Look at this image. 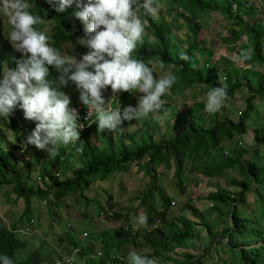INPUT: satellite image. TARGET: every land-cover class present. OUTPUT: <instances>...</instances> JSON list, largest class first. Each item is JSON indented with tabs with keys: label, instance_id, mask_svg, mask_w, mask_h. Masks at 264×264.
Wrapping results in <instances>:
<instances>
[{
	"label": "rangeland",
	"instance_id": "1",
	"mask_svg": "<svg viewBox=\"0 0 264 264\" xmlns=\"http://www.w3.org/2000/svg\"><path fill=\"white\" fill-rule=\"evenodd\" d=\"M215 1L217 2L218 0ZM220 1L223 4L225 2V0ZM246 1L248 8L252 6L253 14H247L245 12L240 13L239 16L244 18L243 22L245 24L261 23L264 26V0ZM28 2L31 3L32 8L36 5V0H28ZM70 7L78 11L75 4ZM166 7L168 8L165 3L161 4V11L157 18L158 22H164L167 19L165 16ZM236 12L237 11L233 9V13ZM71 18H73V15H71ZM2 19L4 24V36L7 39V32L9 29L6 18L2 17ZM180 22L184 25V28L181 31L179 29L178 31L181 33L175 35L179 43H177L178 49L174 51V54L175 52L180 53L186 50L193 40L192 33L187 24H185V21L180 19ZM43 23L44 25H42V27L37 26V28L49 34L51 32L52 23L46 21ZM200 24L202 30L199 31L198 40L204 41V44L209 41L212 48H214L213 50L216 53L214 54V59H219V62L216 63L219 65L217 66V71H220V77L212 78L208 76L206 65L210 66L214 64L212 62H205L204 59H201V49L197 48L194 51L196 59L195 70L204 75L201 84H196L178 97L166 92V97L170 101L167 112L164 113V115L152 113L146 118L137 120V124L133 128V131L137 133L130 136V138L135 141V144L141 142V139L137 136L140 131L144 130L145 126H148V131L154 134L152 138L159 141L163 139V137H169L177 130L182 129L187 120L200 121L202 115L206 116L205 124L207 125L216 119L224 120L229 118L233 122H237L239 113L246 110L247 100L251 96L247 88L244 87L240 89L234 98L227 100L225 106L215 113L205 111L207 92L215 86L219 87L226 85L228 88L239 79L243 80L244 83H250L251 86H255L256 83L261 81L264 82V66H260L252 60L240 62L237 59L241 49L251 48L250 42L247 41L246 36L240 37V39L233 44L224 43V39L229 38L232 29L235 31H242L244 27L234 26V20L225 21L223 15L219 12H211L200 21ZM71 33L74 34L75 38L78 36L75 31H71ZM145 33L148 37L152 38L148 31ZM229 40H231L230 42L232 43V39L229 38ZM70 44L69 42L62 46V55H71L69 52V50H71ZM79 47L83 52L85 47L81 45H79ZM159 65L158 63H152L150 65L154 73L158 76L175 74L173 67L161 69ZM6 69L7 67L4 68V70ZM105 91H107V89L104 90L103 93H105ZM63 92L70 97L71 105L82 103L79 100V90H77L75 85L71 82L63 88ZM121 101L128 103L130 97L121 96ZM254 105L256 106L255 111L247 121V134L240 135L236 137L234 141L225 143V152H227L228 157L231 154L230 150L233 149L236 144H239L240 147L248 151L250 150L244 157V160L249 163L258 158L264 160V149L260 150L259 155L254 153V132L257 127L264 124V93L258 97L256 96ZM6 122L10 123L6 120V117L0 116V128L4 129L6 132V135L3 134L1 136V147L3 149H18L20 144L24 141L23 139L27 132L21 127L17 130V133L15 129H18V126L16 125L6 128ZM18 123L21 125V122ZM152 124L156 125L158 132L152 127ZM107 134H102L101 139L103 142H106L105 147L109 148L110 141L107 138ZM110 134L112 135V133ZM85 139H89V134L84 135L81 141L84 142ZM92 141L95 142V140ZM127 141L128 140L125 139V142ZM81 146V142L78 141L75 150L70 149V144L69 149L64 148V150H66V156H64L63 159L69 157L68 168L77 169L81 167V150H78L81 149ZM117 147L118 144H114L113 149L116 151ZM133 147V143L131 142V148ZM27 158V161L24 159H15L17 167L22 172V184L27 190L29 188H34V190L38 192L46 190L50 185V180L48 178H42V169L48 171L51 168L53 157L48 156L46 151L45 153L41 151L39 162L35 161L33 152L27 154ZM63 159L61 160L60 158V161L63 162ZM64 168L66 167L60 166V170H56L58 179L63 178L61 172ZM67 176L74 178L71 171L67 172ZM184 178L185 194H183L182 189L178 185L175 169L167 171L161 169L157 170L156 173H149L145 169V163H142L139 167L136 164H132L131 172L120 174L113 173L108 175L105 179L96 176L92 179L93 183L89 189L83 192L77 191L66 198L43 200L38 196H32L30 199V211L28 212L29 216H27L25 211L26 203L24 198L17 197L13 185L5 186L0 190V229H16V238L25 243H32V249L37 247V245H47L48 248H51V251L49 249V253L45 258L53 263L59 258L58 252L55 250V245H59V241L61 240L63 242L67 240H71V243L76 242V237L84 232V234L88 235L84 251L87 255L103 254L104 257L101 258L102 260H105V258L109 259L114 255H119L124 257L125 263H127L130 252H136L138 254L149 252L142 256L154 258L157 264H178L181 258L180 256L184 258L186 254L201 257L205 264H233V252L225 247L226 241H223L219 234H221L222 229L226 228L227 224H231L229 215L234 203H231L227 207L221 206L220 209L224 215L220 216L218 212L213 210L212 203L205 200V198L211 192H215L218 186L232 192L239 191V189L235 186H228L225 179L218 180L209 178L191 165H187ZM158 186L165 189L167 188L168 195L172 200L171 208L167 214V221L179 224L178 218L186 216L196 224L194 229L195 238L193 241L186 243L184 247L177 246L173 251L168 252L161 258H156V256L151 253L152 248L145 242L146 235L148 234V222L146 225L137 223V217L139 215L145 214L148 216L146 211L147 206L156 211L161 209V199H159L157 193H155L154 199L149 198L147 200L148 203H143V201H145V195L157 192ZM258 186V183L254 184L253 189ZM262 194L264 196V190ZM185 204H191V206L197 208L201 212V215L194 217L190 211H185ZM109 205L116 206L120 210L119 217L107 221L100 220L98 218V212L103 207H109ZM259 206L258 196L252 191L247 194L246 205L239 207V212L245 214L244 216L246 217L253 218L260 213ZM156 207L157 209H155ZM30 218H35L38 221V224H36L38 232L35 235L25 234ZM157 222L158 220L156 223ZM162 224L163 222L159 225L162 226ZM207 224L212 226V235L208 232ZM69 225L71 227H69ZM125 229H127V231H125ZM124 239L126 242H124ZM108 242H110L109 245ZM260 245L261 244H258L256 246ZM30 254L24 250L18 252L16 258L18 261H22ZM83 260H85V256H83Z\"/></svg>",
	"mask_w": 264,
	"mask_h": 264
},
{
	"label": "trees",
	"instance_id": "2",
	"mask_svg": "<svg viewBox=\"0 0 264 264\" xmlns=\"http://www.w3.org/2000/svg\"><path fill=\"white\" fill-rule=\"evenodd\" d=\"M159 3H165L168 6L171 20L159 23L156 18L146 17L145 20L149 25L145 28V32L148 31L152 38L145 33L143 43L137 45L133 56L144 60L149 66L152 63L160 64L163 62L164 68L173 67L177 79L169 91L176 97L183 95L185 91L196 84H201L203 80L204 75L197 72L192 64H196L194 51L199 46L200 21L211 12H219L223 15L225 21L234 20V26L244 27L242 31L232 29L229 35L232 43L229 38L224 39V43L233 44L240 37L246 36L253 53L251 60L260 66H264V26L261 23L245 24L243 22L244 18L239 16L242 12L253 14L252 6L248 8L246 0H225L224 4L220 0L217 2L215 0H159ZM38 5L46 8L43 2L38 3ZM234 6L236 7V13H233ZM36 14L54 23L49 37L51 38L50 42H55L53 46L57 50L62 44H66L73 39L68 31L77 30L81 32L80 26L70 19L69 11L57 13L53 9L46 8ZM180 19L185 21L193 37L190 46L183 51L191 57L189 62L180 60L179 53L175 52L174 54L176 38L174 32L181 29V26H179ZM19 59L20 56L13 51L11 44L2 36V20L0 18V79H2L4 66L8 65L10 69H15ZM217 66H219L217 63L209 66L207 69L209 77H217ZM55 76V70L50 67V78H55ZM244 87L251 93V96L247 100L246 110L240 113L237 122L226 118L224 120L216 119L207 125L205 124L206 116L202 115L200 121L187 120L184 127L177 133L169 137H163L159 141L152 138L154 134L148 131V126H145L144 130L140 131L137 136L141 139L140 143L135 144V141H132L133 148L120 146L117 151L113 149L114 136L104 132L108 135L110 147L100 149L85 139L81 146V167L77 169L68 168L69 158L64 159V162L60 161V156L66 155V151L61 148L59 155L51 161V168L48 171L42 169V178H48L50 185L46 190L40 192L35 191L34 188L27 190L22 184V172L16 165L13 153H5L1 147V136L6 135V132L0 128V190L5 186L13 185L17 197L24 198L25 211L29 216L32 196H38L43 200L66 198L77 191L83 192L89 189L93 183L92 179L96 176L105 179L113 173L120 174L130 171L132 164L139 167L142 163H145V169L149 173H155L161 166L166 169H175L178 185L185 194L184 176L187 165H191L205 176L218 180L225 179L228 186H235L239 189V191L232 192L218 186L215 192H211L205 198V200L212 203L213 210L218 212L220 216L224 215L221 212V206L227 207L234 203L229 215L231 224H227L226 228L222 229L221 234H219L221 239L226 241L225 247L233 252V264H264V196L262 194L264 190V160L258 158L251 163L245 161L244 157L250 150L240 147L239 144H236L230 150L229 157L225 152L226 142H232L236 137L247 134V121L255 111L254 101L256 96L258 97L264 93V82L261 81L256 83L255 86H251L250 83H244L243 80L239 79L227 88L228 100L234 98L237 92ZM6 119L10 122L5 123L6 128L16 125L18 126V129H15L17 133L21 126H29L24 118L23 110L19 106ZM19 120L22 122L21 126L18 123ZM35 126L36 124L32 125L31 131ZM152 127L158 132L155 124H152ZM92 130H95L94 126ZM31 131L26 134L27 137ZM262 149H264V124L257 127L254 132V153L259 155ZM31 151L35 161L39 162L40 150L32 146ZM60 166L66 167L61 172L62 179H58L55 173L56 170L59 171ZM68 171L72 172L74 178L67 176ZM257 183L259 186L253 189V185ZM252 191L258 196L260 213L253 218H249L239 212V207L246 205L247 194ZM159 195L162 201L161 211H151L150 207L147 210L148 234L145 241L157 257L173 251L177 246L184 247L186 243L193 241L196 227L195 222L186 216L178 218L179 224L167 221V214L171 208L172 200L164 193H159ZM184 209L190 211L194 217L201 215V212L191 204H185ZM157 220L163 222L162 226L152 228ZM207 229L209 234L212 235L210 224H207ZM15 232L16 229H0V256L7 255L13 260V264H42L41 255L38 251L30 254L24 260L18 261L16 258L17 253L26 250L28 246L25 242L16 238ZM124 242H126L125 239ZM258 244L261 245L256 246ZM72 245L75 246L74 248L78 247L76 242H72ZM88 264L106 263L99 260L89 261ZM112 264L125 263L113 262ZM178 264L205 263L201 257L186 254Z\"/></svg>",
	"mask_w": 264,
	"mask_h": 264
},
{
	"label": "clouds",
	"instance_id": "3",
	"mask_svg": "<svg viewBox=\"0 0 264 264\" xmlns=\"http://www.w3.org/2000/svg\"><path fill=\"white\" fill-rule=\"evenodd\" d=\"M48 2L57 13L66 12L73 4L80 9L73 15L82 22L86 35L78 38L76 43L85 47L87 52L79 59L72 54L62 55L53 46L55 42H50L49 35L37 28L43 23V18L30 11L32 5L28 0H0V16L6 18L9 29L7 39L13 49L21 54L17 67L4 70L0 79V116L7 118L19 106L26 120L36 122L35 128L22 142V147L12 150L2 148L5 153L12 152L15 159L27 161V154L32 152L27 146L34 145L55 158L61 146H76L78 141L83 144L81 138L93 131V123L98 124V133L107 129L104 132L110 134L109 131H122L120 125L123 121L140 120L152 113L164 115L167 112L170 101L166 94H172L169 90L175 84L176 76H158L148 63L133 56L137 45L143 43L145 28L149 25L145 18H158L163 3H159V0ZM252 54L251 48L241 49L237 59L240 62L249 61ZM179 59L191 61L185 52L179 53ZM50 67L55 70V78H50ZM159 67L164 68L163 62ZM192 67H195L194 63ZM69 82L79 90V100L88 109L86 119L95 116V120L84 130H81L83 125L78 123L77 110L70 106V97L61 90ZM106 89L111 95L109 99L103 96ZM121 96L130 97V101H121ZM163 99H167L169 105L164 106ZM227 100L226 85L212 87L207 92L205 111L218 112ZM112 144L114 146V139ZM137 223L146 225L147 216L139 215ZM76 248H71L69 252ZM62 254L58 253V257ZM86 256L83 249L77 263L98 261ZM0 264H13V260L7 255L0 256ZM128 264L157 262L154 258L130 252Z\"/></svg>",
	"mask_w": 264,
	"mask_h": 264
},
{
	"label": "crops",
	"instance_id": "4",
	"mask_svg": "<svg viewBox=\"0 0 264 264\" xmlns=\"http://www.w3.org/2000/svg\"><path fill=\"white\" fill-rule=\"evenodd\" d=\"M168 8L166 7V10H165V16H166V20L167 21H169V20H171V18H170V15H169V13H168V10H167ZM157 19V18H156ZM228 22V21H227ZM186 24V23H185ZM179 26H181V29H180V31L181 30H183V28H184V25L181 23V22H179ZM202 30V29H201ZM180 31H178V32H174V36L178 33V34H180L181 32ZM247 41H248V39H247ZM198 42H199V46H198V48L199 49H201V52H200V58L201 59H204L205 60V62H212L213 64H215L216 62H219V59L218 60H215L214 59V54H216L215 52H214V48H212V46H211V44H210V42L208 41L207 43H205L204 44V41H199L198 40ZM177 43H179V41L177 40V37L175 38V42H174V44H175V50H176V48L178 49V44ZM206 50V51H205ZM211 60H213V61H211ZM208 65H206V67H207ZM220 71L218 70L217 71V77H220V73H219ZM224 77H226V76H224ZM137 122V120H132V121H123L122 122V124L120 125V127H122V131L120 130V129H118L117 131H115V132H111V131H109V133H112V135L114 136V144H118V146H126V147H131V142L133 141L131 138H130V136H133L134 134H136L137 132H135V131H133V128H134V126L137 124L136 123ZM97 129H98V127L95 129V130H93L91 133H89V140L91 141V143H94V141H92V140H95V144H97V146L100 148V149H103L104 147H105V143L106 142H103L102 141V133L104 132V131H107V129H105L102 133H98V131H97ZM107 133V132H106ZM105 139V138H104ZM125 139H127L128 141L127 142H125ZM132 168V167H131ZM161 169H164L165 171H167V170H172V169H166V168H164V166H161L160 168H158V170H161ZM127 172H131V169H130V171H126V172H123V173H127ZM157 172V171H156ZM155 172V173H156ZM157 189H159L157 192H154V193H151V194H147L146 196H145V201L144 202H146V203H148L147 202V200L149 199V198H152V199H154L155 198V193H157V195H158V197H159V199H160V195H159V193H164V194H166L169 198H171L169 195H168V191L165 189V188H163V187H161V186H158L157 187ZM160 191H163V192H160ZM149 205H150V203H149ZM161 206H162V201H161ZM148 209H150L149 208V206H147V208H146V211L148 210ZM155 209H157V207L155 208ZM151 211H154V212H159V211H161V209H159V210H154V209H150ZM118 216V215H117ZM116 216V217H117ZM161 222H160V220H158V222L154 225V227H152V228H157V227H159ZM125 231H127V229H125ZM79 236V235H78ZM78 236L76 237V239L78 238ZM58 240H60V239H58ZM77 241V240H76ZM109 243L110 242H108V245H109ZM27 244V246H28V248L26 249V251H27V253L28 254H30V253H32V252H36V251H38L40 254H41V260H42V264H54L53 262H50V261H48L45 257L48 255V253H49V249H50V251H51V248L49 247L48 248V246L47 245H44V244H42L41 246H39V245H37V247H35V248H33L32 249V246H33V244L32 243H29V242H27L26 243ZM38 244V243H37ZM47 244V243H46ZM73 247H75V246H73L72 245V243H71V240H67V241H59V245L58 244H56L55 245V250L58 252V253H66V252H69V250L71 249V248H73ZM62 250H63V252H62ZM149 252H144V253H139L140 255H144V254H148ZM152 253V252H151ZM152 254H154V253H152ZM99 254H97V255H87L86 257H88L89 259H92V257L91 256H93V258H97V260L99 261V260H102L101 258L102 257H104L103 256V254H101L102 256H98ZM165 255V254H164ZM29 256V255H28ZM27 256V257H28ZM156 256V255H155ZM26 257V258H27ZM161 257H163V256H161ZM161 257H159V258H161ZM174 257H175V255H174ZM177 257V256H176ZM181 258H180V260L178 261V263H180V261L181 260H183V257L182 256H180ZM118 258H122L123 259V261H121L120 259H118ZM156 258H157V256H156ZM158 258V259H159ZM45 259V260H44ZM83 259V258H82ZM106 264H112L113 262H119V263H125V258L124 257H122V256H119V255H114V256H111L109 259H107V258H105V260H103ZM126 264V263H125Z\"/></svg>",
	"mask_w": 264,
	"mask_h": 264
},
{
	"label": "water",
	"instance_id": "5",
	"mask_svg": "<svg viewBox=\"0 0 264 264\" xmlns=\"http://www.w3.org/2000/svg\"><path fill=\"white\" fill-rule=\"evenodd\" d=\"M40 2H43L44 3V5L46 6V8L47 9H53V10H55V8L51 5V4H49V2H48V0H36V5L30 10V11H32L33 12V14H36V13H39V12H41V11H43V9H46V8H43V7H41V6H39L38 5V3H40ZM80 9H78V11H79ZM67 11H69L70 12V14H69V17H70V19L72 20V21H75L79 26H80V29H81V32H78L77 30H70V31H68V33L69 34H71L72 36H73V39L71 40V41H69L71 44H70V46H71V50H69V52L72 54V55H75L76 57H77V59H79L81 56H82V54H84V53H86L87 52V49L86 48H84V50H83V52L80 50V47H79V44L78 43H76L77 42V40H78V38L79 37H84L85 36V32H84V30H83V28H84V26H83V24H82V22L80 21V20H78L77 18H75V16L73 15V13L75 12V10L72 8V7H69L68 9H67ZM66 11V12H67ZM37 15V14H36ZM71 15H73V18H71ZM0 18H1V20H2V36H3V38L6 40V41H8V39H6L5 38V36H4V31H3V19H2V17L0 16ZM50 22V23H52V28H51V32L49 33V34H47V35H50L51 33H52V29H53V27H54V23L51 21V20H46L45 18H43V22ZM158 22V21H157ZM159 23H161V22H159ZM42 25H44V23L43 24H40V25H37V26H39V27H42ZM71 31H75L76 32V35H78V36H76V38H75V36H74V34H72L71 33ZM9 42V41H8ZM68 42V43H69ZM10 43V42H9ZM67 44V43H66ZM64 44H62L61 46H60V48L58 49V51H60L61 52V49H62V46H63ZM12 49H13V47H12ZM13 51L15 52V53H17L19 56H20V58H21V54L20 53H18V52H16L14 49H13ZM81 51V52H80ZM68 55V54H67ZM66 55V56H67ZM5 67H7V68H9L8 67V65H5L4 66V68ZM4 68H3V70H2V76H3V72H4ZM10 69V68H9ZM64 88V87H63ZM62 91H63V89H62ZM103 96H104V98L106 99H109L110 97H111V95L109 94V90L107 89V91H105V93H103ZM71 107H73V108H75L76 110H77V112H78V123H79V119H80V116H81V114H82V110L83 111H88V109L86 108V106H84L82 103L81 104H72V105H70ZM93 119L95 120V116L93 115ZM7 120V119H6ZM18 122H21V120H19ZM22 123V122H21ZM27 124L29 125V126H26V127H23V126H21L22 128H23V130L25 131V132H27L26 134H28L30 131H31V127H32V125H34V124H36V122L35 121H31V120H27ZM94 124V127H95V129L98 127V124L97 123H93ZM102 134H104V132L102 133ZM25 138L27 139V135L25 136ZM20 146L22 147V144H20ZM32 146H34V145H28L27 146V148H31ZM35 147V146H34ZM63 149L64 150V148H67V149H69V145L68 146H61L60 147V149ZM35 149H37L36 147H35ZM70 149H72V150H75L76 149V146H73V144H70ZM37 150H39V149H37ZM43 153H45V150H41ZM40 151V152H41ZM64 151H66V150H64ZM64 156H66V155H63V156H60V158H61V160L63 159V157ZM66 158H69V157H66ZM66 158H64V159H66ZM64 159H63V162H64ZM62 162V161H61ZM60 170V169H59Z\"/></svg>",
	"mask_w": 264,
	"mask_h": 264
},
{
	"label": "built area",
	"instance_id": "6",
	"mask_svg": "<svg viewBox=\"0 0 264 264\" xmlns=\"http://www.w3.org/2000/svg\"><path fill=\"white\" fill-rule=\"evenodd\" d=\"M165 101L164 106L169 105V101L167 99H163ZM132 106V105H131ZM135 107V106H133ZM88 111H83L79 119V124L83 125V128L81 130H84L89 126V123L93 121V115L89 117V119H86ZM240 114V113H239ZM120 214V210L116 206L109 205V207H103L99 212H98V218L102 221H107V220H112L114 219L117 215ZM37 221L35 218H32L28 221L27 228L25 230V234L27 235H35L38 232L37 229ZM69 227H71L69 225ZM88 240V235L87 234H81L78 237L77 243L79 244V247L76 249H72L68 254H62L59 256L55 264H78L77 259H80V255L83 252V249L86 245V242ZM99 257L102 256L101 254L98 255ZM93 258V256H91ZM121 261H123L122 258H118Z\"/></svg>",
	"mask_w": 264,
	"mask_h": 264
}]
</instances>
